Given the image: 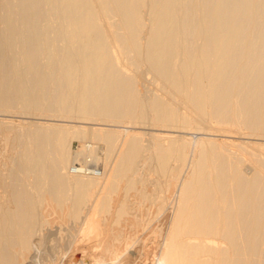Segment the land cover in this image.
<instances>
[{"label": "bare ground", "instance_id": "6f19581e", "mask_svg": "<svg viewBox=\"0 0 264 264\" xmlns=\"http://www.w3.org/2000/svg\"><path fill=\"white\" fill-rule=\"evenodd\" d=\"M151 78L172 99L142 92ZM249 138L264 139V0H0V264H264ZM89 160L100 175L71 172ZM136 183L160 214L140 224L152 247H103L108 215L84 242Z\"/></svg>", "mask_w": 264, "mask_h": 264}, {"label": "rangeland", "instance_id": "374dc122", "mask_svg": "<svg viewBox=\"0 0 264 264\" xmlns=\"http://www.w3.org/2000/svg\"><path fill=\"white\" fill-rule=\"evenodd\" d=\"M138 86H139L140 90L142 92H144V93H146V92L147 93L155 92V91L158 90V91H161L162 94L165 95L166 97H168L169 99H172V96L170 94H168L167 92L166 93L163 92L160 89V86L157 85V83L154 82L152 78L146 80V83L139 82ZM17 117L18 116H15V121L16 122L19 121V120H23L20 117L19 118H17ZM29 119H31V117L26 118V120H29ZM39 120L42 121V122H53V121H56V122H60L61 121L62 122V120H53V119H47V118H40ZM63 122H65V121H63ZM136 130L152 131V129L146 128V130H145V128H142V127H136ZM195 134H197V133H195ZM234 135L235 136H231L230 138H233L235 140V142H241V139H245V138H241L238 134H234ZM218 137L221 138V136H218ZM246 139H248V138H246ZM249 139H252V138H249ZM256 139L257 138H253L252 140L253 141H257V142H261V141L263 142L264 141V139H258V140H256ZM72 144H73V148L77 149L80 146V141L77 138H74L72 140ZM251 144H252V147L255 145V143H254V145H253V143H251ZM257 144L258 143H256V145ZM249 148H251V147H249ZM254 148L256 150H258V151L259 150H264V146L263 145H257V146H254ZM114 154L115 153L112 152V155H111L112 159L115 157ZM149 173H150V175L152 177L156 175L154 170L150 171ZM137 187L141 188L142 184L141 183H136L134 186H132V188L130 190V194H129L128 200L126 201V203L124 205L126 210L121 213L122 216H121L119 221L116 220V219L114 220V217L117 215V213L115 212L116 208H119V207L122 206L121 201H119V200L116 201L117 199H120L121 197L124 198L123 195L122 196H118L120 192L124 193V192H122V188H119L118 191H115V192L112 193V197H113V199L115 201L113 200V202L111 203L112 206H111L109 211H107V210L102 211L100 213L101 215L99 214V216H97V214H95L92 211V213L90 215V218H89V223H90V226H96L97 225V227H94V228L91 227V228H88V229L85 230L86 233L88 234L87 236H89V240H87L88 238H86L84 242L90 241L89 243L92 242V244L96 245V242H98V241H96L97 240L96 239V234L101 230L100 228H103V224L101 223V221H98V219L99 218L101 219L103 216L108 215L109 216V219L107 221L108 222V224H107L108 230L106 231L107 232L106 241L103 243L105 246L102 244L103 247L120 246L123 249V247H124V245L126 243L124 241L126 239H127V242L129 243V244L127 243L128 245H130L131 242H132V244L136 243L138 246H139V244H141V246H142V244L145 243V245H144L145 246L144 247L145 250L152 247V245L155 242V239L157 238L158 232L157 231H154V232L152 231V232L149 233L148 231L143 230L142 225H140V224L145 223V222L148 223L150 221L151 224L156 226V225H158L161 222L160 221V214L157 211L155 204L152 203L150 197L149 196H144L141 193L142 191L140 189H137ZM148 189H151V187L148 188ZM148 192H150V191H148ZM121 193H120V195H121ZM65 197L66 196H64V198ZM50 199H51V197H50ZM53 204H54L55 207H57L59 209L60 208H66L67 209L68 206H69L67 202L66 203H58L55 199L53 200ZM103 213H104V215H102ZM158 216H159V218H158ZM65 217L63 219L61 217V219L64 220V223H65V224L62 225V227H64L63 230H62V234H57V235H59V238L58 237L57 238L60 239L59 241L60 242L62 241L63 243H67L68 239L66 240L64 238H66L68 236V235H66L67 233H70V232H67L68 229L66 228L67 225L69 224L68 222L70 220H69L68 217H66V218ZM66 219H67V221H66ZM68 226H70V224ZM119 228H122L125 231V234L116 236V233H118V231L120 232ZM135 228H137V229H135ZM72 230H73V228H72ZM64 234H65L66 237L64 236ZM83 234L84 233L82 232L78 237L82 236ZM135 237H137L138 241L136 240ZM147 237H148V239H147ZM110 243H114V244H110ZM156 262H157V260H156Z\"/></svg>", "mask_w": 264, "mask_h": 264}, {"label": "built area", "instance_id": "2783aa9c", "mask_svg": "<svg viewBox=\"0 0 264 264\" xmlns=\"http://www.w3.org/2000/svg\"><path fill=\"white\" fill-rule=\"evenodd\" d=\"M71 172L79 174H96L102 173L101 165L89 160L88 162H76L71 167Z\"/></svg>", "mask_w": 264, "mask_h": 264}]
</instances>
